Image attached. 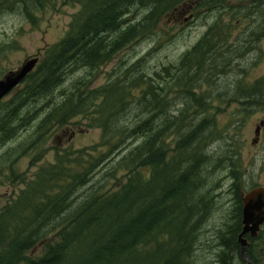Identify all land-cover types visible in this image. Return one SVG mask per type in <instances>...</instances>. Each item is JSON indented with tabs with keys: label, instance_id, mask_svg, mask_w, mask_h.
I'll return each instance as SVG.
<instances>
[{
	"label": "trees",
	"instance_id": "trees-1",
	"mask_svg": "<svg viewBox=\"0 0 264 264\" xmlns=\"http://www.w3.org/2000/svg\"><path fill=\"white\" fill-rule=\"evenodd\" d=\"M61 1L78 6L66 33L0 101V151L18 144L9 146L0 162V181L21 185L0 207V264H195L211 201L201 178L212 163L205 148L217 128L209 114L216 106L213 94L202 88L219 77L218 62L229 59L223 45L213 42V32L225 28L215 24L227 22L223 15L242 19L243 0H203L208 12L223 14L176 65L150 71L148 56L132 64L121 59L118 70L95 88V72L156 35L165 18L183 15L184 0H0V11L19 10L35 22L37 12ZM82 69H89L90 77L65 87ZM246 95L235 93L234 99ZM180 101L204 117L194 122L185 106H177ZM77 118L101 129L100 140L83 148H55L54 161L41 164L50 135L79 124ZM30 155V167L41 165L28 178V169L18 172L14 165ZM234 188V221L220 236L223 248L215 264H233L241 254L240 181ZM252 245L248 252L258 263Z\"/></svg>",
	"mask_w": 264,
	"mask_h": 264
},
{
	"label": "rangeland",
	"instance_id": "rangeland-1",
	"mask_svg": "<svg viewBox=\"0 0 264 264\" xmlns=\"http://www.w3.org/2000/svg\"><path fill=\"white\" fill-rule=\"evenodd\" d=\"M193 1L184 0L183 4L185 2L192 3ZM232 4H236V2H232ZM77 8L78 6L63 5L61 1L56 7L37 12L38 18L35 19V22L28 20L19 10H1L0 80L10 72L18 71L25 61L35 57L42 59L46 48L64 36L71 21V16ZM221 14L223 13H219V10L205 13L196 9L180 15L176 19L165 18L160 24L156 35L125 49L117 56L116 60L102 67L99 72H95L91 77V79H94L91 87L95 88L105 84L109 79V73L113 72L114 69L118 70L121 59H125L132 64L148 56L145 69L150 71H153V69L154 71L161 70L172 63L176 65L183 53L201 40L210 25L217 21ZM223 18L227 22L232 20L227 15H223ZM260 47L258 54L250 61L249 69L243 80L235 75L218 77L210 83H205L202 88L203 92L212 95L218 91V87H221L219 89L223 91L226 90V86L239 85V81L244 84L245 82H252L257 77L264 76V41ZM208 70H210V67H208ZM84 77H90L89 69H82L71 74L64 86L69 88L74 82ZM60 90L61 88L57 92ZM216 103L209 114L214 115L217 128L213 133L214 138L209 139L208 137L210 144L205 148L206 153L211 157L212 163L205 168V175L203 174L201 177L211 201L208 203L209 214L200 231L195 248V264H215L217 255L220 249L223 248L219 246L221 243L220 236L226 233L229 225L233 223V215L237 206L234 200L236 178L241 183L242 191H248L256 185L264 184V168L254 169L250 165L249 159L251 147L248 139L251 137V124L257 117L247 120L246 114L241 112L242 109H240L241 107H239L237 101L218 102L216 100ZM210 104L213 105V102L211 101ZM185 105V102L180 101L177 106L183 107ZM185 109H187L186 106ZM185 112L193 118L194 122H198L204 117V115L197 112V107L187 109ZM74 121L79 122V124H68L56 129L50 135L46 146L48 149L47 157L41 164L54 161L55 148H83L100 140L101 129L90 128L84 118H77ZM37 122L23 132L22 140L29 137ZM16 145H18L17 141H14L0 151V162L5 159L8 147ZM232 145H234L233 150H231ZM232 151L238 155L231 163H224V160ZM31 156L33 155L21 158L14 165V169L18 172H24L28 169V178L32 177L35 169H38L41 165L30 167ZM263 159L264 152L259 154L257 164L259 165ZM229 165L233 169H223L224 166L229 168ZM103 172L99 175H102ZM20 187L21 185L6 183V178L2 179L0 181V207L15 196ZM87 188L89 189V187ZM85 190L82 192H85ZM252 243L253 252L258 263L264 264V228L260 236ZM235 255L233 264H244L241 256Z\"/></svg>",
	"mask_w": 264,
	"mask_h": 264
},
{
	"label": "flooded vegetation",
	"instance_id": "flooded-vegetation-1",
	"mask_svg": "<svg viewBox=\"0 0 264 264\" xmlns=\"http://www.w3.org/2000/svg\"><path fill=\"white\" fill-rule=\"evenodd\" d=\"M233 2L240 4L237 1ZM241 4L245 6L246 10L242 19L215 24V26H224L225 28H222L219 32H213L215 36L213 42L216 46L223 45V50H226L227 58H229L225 64L222 61L218 62L216 68L218 69L219 77L235 75L243 80L249 69L250 61L258 54L261 48L260 45L264 41V0H243ZM194 5L197 6L198 11L208 12L207 8L204 7L203 0H194L192 3L185 2L184 6L186 9L184 10V14L192 12ZM252 5L254 6L251 8ZM262 79H264V76L257 77L252 82H245L244 84L246 85L226 86V90L223 91L219 89L221 87H218V91L213 94L214 104H217L216 100L218 102L237 101L240 105L239 107H241L240 109H244L247 120L257 117L251 124V137L248 139L249 146L251 147V152H249L250 165L254 169L264 168V159L260 162V166L257 164L259 154L264 152V85L262 84ZM222 89L224 88L222 87ZM242 91L247 94L243 97V103L240 100L241 98L234 99V94ZM251 92L257 94L255 99L250 98L249 94ZM230 153L226 157V160H224V163H231L233 161L232 157L236 158L238 155L236 152ZM230 166H228L229 168L224 166L223 169H233ZM236 180L238 179L236 178ZM261 185L264 184L254 187Z\"/></svg>",
	"mask_w": 264,
	"mask_h": 264
},
{
	"label": "water",
	"instance_id": "water-1",
	"mask_svg": "<svg viewBox=\"0 0 264 264\" xmlns=\"http://www.w3.org/2000/svg\"><path fill=\"white\" fill-rule=\"evenodd\" d=\"M39 58L27 60L18 71H12L0 80V101L16 88L26 76L36 67ZM264 225V185L255 187L242 194V231L239 235L241 257L247 264H256L252 261L248 247L251 238L259 236Z\"/></svg>",
	"mask_w": 264,
	"mask_h": 264
}]
</instances>
